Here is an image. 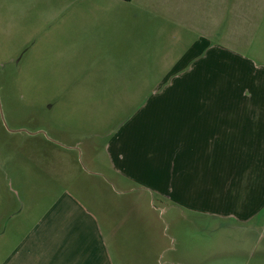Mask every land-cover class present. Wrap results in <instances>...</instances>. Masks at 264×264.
Returning a JSON list of instances; mask_svg holds the SVG:
<instances>
[{"label": "rangeland", "instance_id": "obj_1", "mask_svg": "<svg viewBox=\"0 0 264 264\" xmlns=\"http://www.w3.org/2000/svg\"><path fill=\"white\" fill-rule=\"evenodd\" d=\"M263 80L264 0H0V264L30 240L44 264H264L260 218L242 227L139 186L201 147L200 194L220 204L232 186L231 205L264 213L260 164L231 165L223 134L219 151L185 123L198 89L264 105Z\"/></svg>", "mask_w": 264, "mask_h": 264}, {"label": "crops", "instance_id": "obj_2", "mask_svg": "<svg viewBox=\"0 0 264 264\" xmlns=\"http://www.w3.org/2000/svg\"><path fill=\"white\" fill-rule=\"evenodd\" d=\"M247 85L255 88V85L250 82H248ZM261 86H263L264 88V80L262 82V85L260 84V86L257 87L260 89ZM238 87L239 84H236L234 87H232L233 92L237 90ZM211 91L212 92L206 90L205 88H200L196 91V93L199 95V97L197 98V102L187 107V120L185 123L188 131L202 134L204 140L210 142L212 147H216L219 151L222 141L221 135L223 134V137H225V140L228 143V149L232 148L233 151H229L228 154L231 165L234 164V166H237L238 164H240L247 168V172L253 170L254 167L259 164V167L261 169H264V105L253 104L250 101H245V99L239 101V98L236 99V102L241 104H230L228 106L222 105L218 101L214 90ZM253 100L254 96L251 101ZM211 125H213V129L209 130V127ZM179 128L181 127L179 126ZM247 149L254 151L255 154L247 156V154L240 153V151ZM195 151L196 152L194 153L186 155L185 160L182 162L184 164L183 166L181 164L180 168H176L175 172H172L170 170L171 174H177L176 179L180 176V173H185V171L189 174L187 175V183L183 184L184 189L186 190H182L183 187L181 186H173V184H171L172 181L170 183L167 182L169 178L166 173L169 172V170H165V184L163 186H153L149 183H143L141 182L142 180H140V191L148 192L149 195H152L154 197L156 196L161 202L170 203L169 205L174 206L178 204V206L182 208L189 207L190 209L201 212L203 215L231 222L233 221L242 227L251 225L252 222H254V220H256L257 218H260L261 222H264V213L257 214L258 209H249L246 204L236 203V206H234L233 203L232 205L230 204V201L227 200V197H231L230 195L232 186L226 185L223 188L222 195L226 198L220 204L216 202L218 198L207 197L204 192L200 194L198 189H202L207 183L205 182V184H202V175L199 170V165L196 166L195 160H193L194 157H196L198 154H201V147H199ZM216 156L220 158L219 154H217ZM110 157L115 168H117L125 175H129L128 177L133 178L137 181L131 171H127L124 168L123 170L119 169V167L121 166L120 161L127 157L125 153L119 150L117 151V154L111 153ZM217 167L220 166L217 165ZM230 167L228 169H230ZM233 170L236 171V169ZM225 173H227L228 175V172ZM190 176H192L191 184H189L188 182ZM235 176L236 175L234 173V177ZM131 188L132 187L126 190L131 191ZM193 189H196L194 190L195 194L189 192V190ZM263 201L264 193H262L261 198L257 204L262 209H264ZM65 205L68 204L65 203ZM60 212L64 213L66 212V210L61 209ZM116 243L118 245L117 247L120 248L121 243L117 238ZM25 245L27 246L26 248H24ZM102 246V257H100L98 254V260L102 259L103 261L104 255L106 252L108 253V250L106 245L102 244ZM90 248V250L92 251L91 245ZM41 252L43 254V249L39 247L37 241L30 240L28 242H25L24 245H22L17 250L16 254L18 258L15 260V262H13V264H44V262L40 261L41 258H43V256L41 257ZM75 253L76 251L74 252V254ZM37 259L39 263H36ZM76 259H78L77 256L73 259V262H75ZM91 260L92 259H90V261ZM106 261L107 260L104 259L103 262L106 264ZM86 264H88V261Z\"/></svg>", "mask_w": 264, "mask_h": 264}, {"label": "trees", "instance_id": "obj_3", "mask_svg": "<svg viewBox=\"0 0 264 264\" xmlns=\"http://www.w3.org/2000/svg\"><path fill=\"white\" fill-rule=\"evenodd\" d=\"M125 1H131V0H125Z\"/></svg>", "mask_w": 264, "mask_h": 264}]
</instances>
